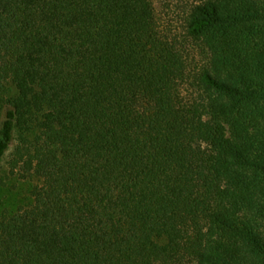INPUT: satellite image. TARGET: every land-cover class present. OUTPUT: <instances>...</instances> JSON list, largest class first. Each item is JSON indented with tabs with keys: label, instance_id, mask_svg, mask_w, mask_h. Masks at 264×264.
I'll return each instance as SVG.
<instances>
[{
	"label": "trees",
	"instance_id": "obj_1",
	"mask_svg": "<svg viewBox=\"0 0 264 264\" xmlns=\"http://www.w3.org/2000/svg\"><path fill=\"white\" fill-rule=\"evenodd\" d=\"M0 0V264H264V0Z\"/></svg>",
	"mask_w": 264,
	"mask_h": 264
},
{
	"label": "rangeland",
	"instance_id": "obj_2",
	"mask_svg": "<svg viewBox=\"0 0 264 264\" xmlns=\"http://www.w3.org/2000/svg\"><path fill=\"white\" fill-rule=\"evenodd\" d=\"M156 16L161 25L182 30L189 10L200 0H152ZM8 157L0 169V214L4 209L10 211L22 202L28 201L29 183L10 174Z\"/></svg>",
	"mask_w": 264,
	"mask_h": 264
}]
</instances>
